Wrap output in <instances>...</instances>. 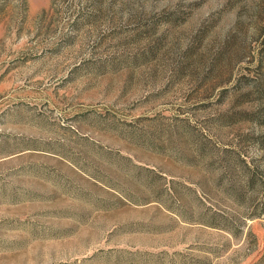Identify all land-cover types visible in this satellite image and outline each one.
<instances>
[{
	"label": "rangeland",
	"instance_id": "374dc122",
	"mask_svg": "<svg viewBox=\"0 0 264 264\" xmlns=\"http://www.w3.org/2000/svg\"><path fill=\"white\" fill-rule=\"evenodd\" d=\"M0 264H264V0H0Z\"/></svg>",
	"mask_w": 264,
	"mask_h": 264
}]
</instances>
